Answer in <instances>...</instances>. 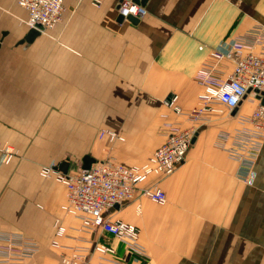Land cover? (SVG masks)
Returning a JSON list of instances; mask_svg holds the SVG:
<instances>
[{"label": "crops", "instance_id": "0c3cea01", "mask_svg": "<svg viewBox=\"0 0 264 264\" xmlns=\"http://www.w3.org/2000/svg\"><path fill=\"white\" fill-rule=\"evenodd\" d=\"M119 1L64 0L56 24L20 42L29 29L26 10L0 0V141L16 151L7 163L0 152V235L37 243L22 264H62L74 249L106 264H264V142L251 159H236L220 137L258 105L248 96L234 113L198 125L171 174L143 183L162 188L164 204L138 188L106 211L139 228L144 255L84 228L61 208L63 183L39 174L62 161L66 172L79 171L84 155L142 163L164 141L166 120L187 124L167 98L177 95L183 111L193 107L197 70L225 78L233 66L210 52L227 51L264 23V0H145L146 13L135 20H118ZM103 129L123 140L99 136ZM58 225L65 230L57 237ZM97 243L114 252L99 253Z\"/></svg>", "mask_w": 264, "mask_h": 264}, {"label": "built area", "instance_id": "2783aa9c", "mask_svg": "<svg viewBox=\"0 0 264 264\" xmlns=\"http://www.w3.org/2000/svg\"><path fill=\"white\" fill-rule=\"evenodd\" d=\"M26 10V24H36L50 28L61 17L64 0H16ZM118 15L124 19L140 18L146 10L133 0H120ZM215 61L229 59L233 66L225 78L213 73V68L201 67L195 73V80L201 90L193 107L183 111L176 103L177 95H171L165 104L176 114L183 115L187 124L166 120L164 122L165 139L140 164L128 165L112 158L93 161L89 168L76 172H63L55 165H44L39 174L52 175L65 186V202L61 208L69 215L78 217L86 229H100L122 242L126 251L144 255L138 243L139 228L121 219H112L106 211L135 194L164 204L166 195L156 183L143 184L151 177L167 176L183 161L198 125L207 122L211 114H230L244 97L257 100L258 105L245 116L238 119L240 126L234 131H223L220 137L229 139L230 155L236 159H251L259 145L264 142V23L254 26L247 38L234 39L225 51L210 52ZM165 116V114H163ZM99 136H107L110 141L123 140L115 131L103 129ZM246 151L245 153H243ZM0 152L5 163L16 154L14 148L0 141ZM247 155V157H245ZM65 228L58 225L55 235L61 236ZM52 245L58 246L53 239ZM38 246L35 241L15 233L0 235V264H22V260L32 255ZM99 253H113L114 248L103 243L94 245ZM62 264H106L93 261L78 249L61 258Z\"/></svg>", "mask_w": 264, "mask_h": 264}, {"label": "water", "instance_id": "95a60500", "mask_svg": "<svg viewBox=\"0 0 264 264\" xmlns=\"http://www.w3.org/2000/svg\"><path fill=\"white\" fill-rule=\"evenodd\" d=\"M133 1H134V2H137V3H140L141 5H143L144 2H145V0H133ZM119 2H120V1H119ZM118 6H119V3L117 4V8H118ZM117 18H118V20H122V19H123V17H122L121 15H118ZM129 19H131V20H135L136 18H134V17H129ZM43 29H44V28H43L41 25H39V24H36L35 26L30 27V28L27 30L26 34L23 36V38L20 40V42H23V41H25V42H30V41L33 40V38H34L35 36H37V35L40 33V31L43 30ZM261 103H262V104L264 103V98L261 100ZM235 110H236V107L233 108L232 113H234ZM93 161H95L93 157H90L89 155H84V156L82 157V165H81V169H87V168H89L90 164H91ZM67 166H68V162H67V161H62V162L60 163V165L57 166V168H58L59 170L63 171V172H66V171H67Z\"/></svg>", "mask_w": 264, "mask_h": 264}]
</instances>
